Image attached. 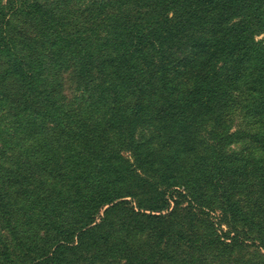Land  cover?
<instances>
[{
	"label": "trees",
	"instance_id": "1",
	"mask_svg": "<svg viewBox=\"0 0 264 264\" xmlns=\"http://www.w3.org/2000/svg\"><path fill=\"white\" fill-rule=\"evenodd\" d=\"M14 1L17 14H33L51 26V36L54 38L50 42V49H54L55 52L60 50L62 54H69L77 49L75 45L78 38L74 36L75 33L64 30L62 34H57L52 30L53 17L56 14L54 9H64L63 6L68 8V4L58 6L57 2L45 5L40 0ZM80 1L83 5L88 3L87 0ZM120 1L116 0V3ZM71 2L72 0L69 1L70 5ZM112 2L115 1L111 0L110 3ZM132 2L137 4V9H146L143 17L140 20L121 19L112 23L106 30L108 39L105 42L114 52L112 57H107L111 60V76L114 81L109 80L108 88L111 91L114 90V86L128 88L135 102L126 116L118 120V117L110 119L109 123L113 120L111 128L114 129V136L111 138L112 148L109 147V151L99 153L90 146V151L86 152L87 145L79 142V132L75 140L56 145L62 147L68 161H73L72 163L81 170H73L68 179L59 177L57 173L53 175V170L49 173H37V176L42 177V181L37 180L39 185L29 192L28 197L31 202L28 212L24 213L26 223L15 226L10 210L6 208L9 194L4 193V184H0V215L5 216L6 227L13 244L19 250L13 252V259L10 255L12 264H65L70 261L67 257H76L74 259L77 261L74 264H79L83 252L97 249L99 240L95 236V231L101 230V224L98 223H106L112 213L120 215L123 220H130L132 225H126V229L133 230V239L144 230L146 225H155L160 231L168 228L177 237L183 235V224L179 222L175 209L170 211V200L171 187L178 185L175 182L177 170L174 165L177 161L181 165L180 159L188 156H183L179 152L178 158L169 157V153L164 156L161 166L156 168L152 159V147L136 138L138 128L146 119L142 113L144 102L153 103L152 96L147 91L152 86H162L166 73H171L174 69L178 50H181L178 54L183 55L193 51V57L187 61L189 64L196 59L200 60L204 75H201L203 72L198 74V79L201 80L197 82L196 87L202 89L198 93L203 91L206 98L209 96L211 101L222 99L224 101L228 98V101L238 105L239 102L233 100V96L229 93L238 87L245 88L251 94V98L247 99L248 103L251 99V104H247L244 108L247 111L250 109L252 113L260 110L264 115V37L256 39L257 36L264 34V0H132ZM211 9L216 16L212 18L213 22L208 15ZM8 23L10 20L4 13L0 0V52L4 54L7 65L3 77L16 78L25 87L29 103H20L13 114V120L0 119V145L8 134L7 127H15L23 134H34L42 137L40 139L47 148L43 152L44 156L39 152L35 157H42L46 162L49 157L47 152L54 146V142L45 135L48 128L46 124L57 115L59 105L52 88L46 85L44 70L35 74L36 62L21 53V44L12 37ZM66 34L73 36L76 41L71 40L69 36L65 38ZM213 56L217 60L214 61L216 65L213 62L207 66L208 68H203V58H208L210 61ZM218 59L220 64H217ZM105 60L108 64V59ZM185 60L186 58L182 59L183 63ZM82 67L86 68V65L81 63L80 69ZM170 84L173 86V79ZM174 89L173 87L170 94L171 96L174 94V104L180 108L185 103L184 96H177ZM163 101V98L157 100L155 97L153 104L156 105L158 113L146 114L149 115L148 120L150 118L156 120L158 132L163 137L175 139L173 146L178 148V151L181 150L179 148L184 146L186 149V146L192 144L202 147L205 143L207 146L208 140L199 143L200 136L195 135L193 123H186L189 121L187 117H183L184 119L174 117L170 120L172 115L167 114L165 109L160 107ZM167 103L169 104V101ZM37 104L45 108V111L36 110ZM219 104L223 105L221 101ZM176 118L183 120L181 124H176ZM60 124L62 125V122ZM82 129L87 131L85 127ZM180 130L184 132L183 135ZM89 133L94 134L95 131ZM69 137L74 138V136ZM177 141H179L178 146ZM52 149L55 151L56 147ZM169 158L174 160L170 161ZM213 159L214 171L206 181H208V189L211 192L215 190L219 194L218 220L227 221V226L235 231H237L236 225L242 221H251V225L255 227L256 225L253 224L255 217L252 215L256 213L252 209L248 211L241 204L242 201L236 198L238 189L242 187L241 184L237 185V181L242 178L249 181L252 178L253 167L241 170L237 165L230 164L219 150H214ZM27 166L28 169L24 170L23 163L17 162L9 170L22 185L34 184L36 180L34 179L36 172L30 171L31 164ZM57 178L62 182L55 181ZM108 178L110 181L107 180ZM16 189L18 191V188ZM262 191L264 192V185ZM249 194H254V191L248 190L245 196L248 197ZM140 195L142 199L147 197L141 200ZM128 198H136L137 205H129L132 203ZM175 203L179 202L175 200ZM105 205H110L109 209L105 210L100 221L97 222L95 216ZM39 210H42L39 216L45 218L37 221L42 223L45 234L54 238L52 243L44 241L39 244L35 242V238L31 239V227L36 224L33 220V212ZM73 219H76L74 223ZM208 224V228L212 231L204 236V242L200 244L202 250L214 247L229 248V244L223 239V234L218 233V228L216 226L214 228L211 222ZM208 228L204 227V230ZM257 229L263 231L261 228ZM201 233L207 232H200L199 235ZM22 235L25 236V242L32 240L29 243L32 247L19 257L20 251L23 253L25 246L22 244ZM227 235L233 244L236 241L235 235ZM189 236L194 237L195 234ZM187 241L192 243L194 240L190 238ZM0 244L6 251L8 248L6 239L0 238ZM140 251H144L143 254H134L126 259L125 264H149L151 257L155 256L154 250ZM32 254L36 256L31 257ZM2 255L5 256V253L2 252ZM6 255L8 256V253ZM101 261L105 262L104 259Z\"/></svg>",
	"mask_w": 264,
	"mask_h": 264
},
{
	"label": "rangeland",
	"instance_id": "2",
	"mask_svg": "<svg viewBox=\"0 0 264 264\" xmlns=\"http://www.w3.org/2000/svg\"><path fill=\"white\" fill-rule=\"evenodd\" d=\"M69 1L40 0L45 5L54 2H57L58 6L68 4L69 9L66 6H63L64 9H54L56 14L53 17L52 30L57 34H62L64 30L77 34H74L78 38L77 41L75 40L77 49L69 54H62L60 50L55 52L49 47L54 36H51V26H48V23L45 24L30 13L17 14L14 0H1L2 9L10 20L7 24L9 32L13 38L18 40L17 43L21 44V53L36 62L35 74L44 70L46 85L52 88L59 105L57 115L46 124L48 128L45 135L54 142L53 147H56L55 151L52 147L47 152L48 165L42 157H35L39 152L41 156H44L43 152L47 150L43 145L44 141L40 139L42 137L31 133L23 134L15 127H7L8 134L3 144L0 145V184H4V193L9 194L6 208L10 210L15 226L26 223L24 213H27L30 207L29 192L39 185L37 180L42 181V177L37 176V173H49L53 170V175L57 173L59 177L68 179L73 170H81L72 163L73 161L69 162L62 147L56 145L75 140L79 132V142L87 145L86 152L90 151V146H93L92 150L99 153L109 151V147L112 148L111 138L114 136V129L111 128L113 120L109 123L110 119L118 117V120L126 116L135 102L128 88L114 86L112 91L108 88V82L110 79L113 81V77L111 76V60L107 57H112L114 52L107 47L105 42L108 39L106 30L112 23L121 19L140 20L146 9H137V4L132 0H121L120 3H116V0L112 3H110L111 0H87L88 3L84 5L80 0H72L71 5ZM208 13L211 21L215 12L211 9V13L210 11ZM67 36L69 35L66 34L65 38ZM69 37L74 41L73 36ZM263 37L264 34L257 36L256 39ZM46 45L48 47H45ZM179 52L181 50H178ZM178 53L176 54L178 59L173 65L174 69L171 73H166L162 86H152L147 93L152 96L153 103L155 97L157 100L163 98L164 101L160 107L165 109L167 114L172 115L170 120L174 117H187L189 121L186 123H193L195 135L200 136L199 143L208 140L207 146L205 143L202 147L192 144L186 146V149L183 146L178 151V148L173 146L175 139L163 137L156 129L158 128L156 120L151 118L148 120L149 115L146 116V114L158 113L156 105L149 102H144L142 113L146 119L138 128L136 138L152 147V159L156 168L161 166L164 156L169 153V157L177 156L178 158L179 152L183 156H188V158L180 159L181 165L178 161L174 165L177 170L175 173L177 181L175 182L178 185L171 187V200L173 201L170 200V211L175 209L177 212L176 216L183 224V235L177 237L168 228L160 231L155 228V225H146L144 230H141L133 239V230L126 229V225H132L130 220H123L120 215L112 213L106 223L99 222L105 210L109 209L110 205H105L95 216V220L101 224V230L94 232L99 240L97 249L83 252L79 264H125L126 259L134 254H143L144 251L140 250H154L155 256L151 257L149 264H264V192L262 191L264 185V115L259 109L257 113H252L250 109L247 111L244 108L247 104H251V99L249 103L247 102L251 94L245 88L238 87L229 93L233 96V100L239 102L238 105H234L233 101H228V98L224 101L223 99L211 101L208 95L206 98L203 91L198 93L202 90L196 87L197 82L201 80V78L198 79V74L203 72L200 60L196 59L189 64L187 61L193 57V51L185 55ZM184 58H186L185 63L182 61ZM105 59H108V64ZM203 59V68H208L207 66L214 61L217 62L214 56L210 61L208 58ZM81 63H84L86 68L80 69ZM217 64H220L219 59ZM6 66L5 56L0 52V119L3 121L13 120V114L20 103H29L25 87L16 78L4 79ZM176 67L178 68L175 69ZM201 75L203 76L204 72ZM171 79H173V86L170 84ZM115 82L118 84L117 81ZM173 87L177 96H184L185 103L180 108L174 104V94L173 96L170 94ZM220 101L223 105L219 104ZM36 110L44 112L45 108L37 104ZM176 120V124H181L183 121L179 118ZM83 127L87 131H84ZM93 130L94 134L89 133ZM180 133L184 134L182 130ZM69 136H74V138ZM214 150L221 151L230 164L237 165L241 170L253 167L252 178L249 181L244 178L237 181V185L241 184L242 187L238 189L236 198L242 201L241 204L247 210L252 209L256 213L252 215L255 217L253 223L255 227L251 225V221H242L236 225L237 231H235L227 226V221L218 220L220 216L219 194L215 190L211 192L208 189V181H206V178L214 171ZM168 160L174 159L169 158ZM17 162L23 163L24 170L28 169L27 164H31L30 171L36 172L34 184L22 185L9 172L13 168L12 165ZM107 180L110 181V178ZM55 181L62 182L59 178ZM250 189L254 191V194L246 197L245 194ZM141 196L139 197L141 200L147 197L142 199ZM128 200L132 203L129 205H137L136 198H128ZM175 200L179 203H175ZM41 211L35 213L32 211L36 224L31 227V239L35 238V242L39 244L44 241L52 243L54 238L45 234L42 223L37 221V219L45 218V216H39ZM146 212L149 213V211ZM4 217L0 215V238L6 239L8 248L5 251L0 244V264H12L10 258L13 259V252H19V250L13 244ZM75 221L76 219L72 220L73 223ZM210 222L213 223L214 228H218V233L223 234V239L229 244V248L214 247L202 250L200 244L204 242V236L212 231L208 228ZM204 227L208 229L204 230ZM153 229L155 231H152ZM192 232L195 234L194 237L189 236L193 234ZM200 232L207 233L199 235ZM227 234L235 235L236 243L232 244ZM22 237V244L25 246L23 247L24 252L20 251L19 257L26 254L32 247L29 244L32 240L25 242V236L22 235ZM190 238L194 240L192 243L187 241ZM165 243L166 246L163 245ZM34 256L36 255H31V257ZM74 258L67 257L70 261L65 264H74L77 261ZM103 259L105 262L101 261Z\"/></svg>",
	"mask_w": 264,
	"mask_h": 264
}]
</instances>
